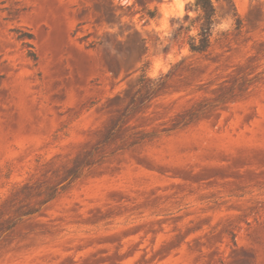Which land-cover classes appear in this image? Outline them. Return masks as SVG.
<instances>
[{"label": "rangeland", "instance_id": "374dc122", "mask_svg": "<svg viewBox=\"0 0 264 264\" xmlns=\"http://www.w3.org/2000/svg\"><path fill=\"white\" fill-rule=\"evenodd\" d=\"M192 1L0 0V264H264V0Z\"/></svg>", "mask_w": 264, "mask_h": 264}, {"label": "trees", "instance_id": "16d2710c", "mask_svg": "<svg viewBox=\"0 0 264 264\" xmlns=\"http://www.w3.org/2000/svg\"><path fill=\"white\" fill-rule=\"evenodd\" d=\"M189 9L196 14L195 20L188 15V23L180 25L179 33H186V45L193 54L205 53L211 45V33L217 23V9L212 0H193ZM149 20L154 19V13L148 12ZM195 31L194 34L192 32Z\"/></svg>", "mask_w": 264, "mask_h": 264}]
</instances>
